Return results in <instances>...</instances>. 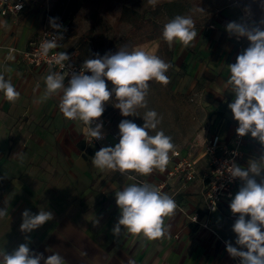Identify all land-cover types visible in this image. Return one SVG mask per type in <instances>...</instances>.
I'll return each mask as SVG.
<instances>
[{"label":"crops","instance_id":"obj_1","mask_svg":"<svg viewBox=\"0 0 264 264\" xmlns=\"http://www.w3.org/2000/svg\"><path fill=\"white\" fill-rule=\"evenodd\" d=\"M163 2L166 6L177 4L196 9L190 17L195 20L197 36L188 46L173 42L170 46L173 62L182 57L197 76L205 69L220 74L215 76L218 78V82L214 81L218 89L215 94L218 100L228 98L232 102L234 94L226 84L230 76L228 65L235 63L249 41L237 40L226 31V25L242 21L244 5L252 8L261 20L264 9L249 4L248 0H157L156 5ZM26 8L18 14H0V71L20 93L18 99L10 102L0 92V209H6V215L0 217V259L5 252L11 253L27 243L32 252L43 253L45 258L59 253L65 264H240L239 258L227 253L225 244L227 241L239 247L232 231L238 218L229 207L232 198L221 202L215 211H209L204 196L209 182L205 142L216 134L230 139L234 124L223 128L197 127L185 146L174 147L183 153L192 150L198 163V176L193 180L182 174L168 175L175 165L172 152L166 168L163 171L156 168L149 175H122L96 168L93 156L86 158L85 150L80 147L82 125L66 119L60 111L62 93L45 99V78L54 71L46 66L30 65L20 55L9 52L10 45L27 48L35 39L28 17H20ZM207 14H212L208 21ZM75 37L70 34L63 42L60 47L63 52L78 49L74 45ZM190 46L196 48V54L187 49ZM121 49H142L157 55L160 38ZM194 55H198L196 63ZM108 87L112 88L111 82ZM101 147H105L104 142ZM261 155L264 146L250 134L246 135L241 167L247 168L251 160ZM144 183L176 202L174 212L164 218L165 235L148 240L123 227L119 234H114L120 216L115 193L131 184ZM241 186L239 180L235 194ZM24 210L33 214L50 210L54 218L25 233L20 230Z\"/></svg>","mask_w":264,"mask_h":264},{"label":"clouds","instance_id":"obj_2","mask_svg":"<svg viewBox=\"0 0 264 264\" xmlns=\"http://www.w3.org/2000/svg\"><path fill=\"white\" fill-rule=\"evenodd\" d=\"M148 2L155 6L157 0ZM22 7V4H17L16 10ZM199 10L204 11L202 8ZM56 19L50 18V24L59 29L61 25L56 23ZM226 31L238 39L249 41V46L237 55L235 63L228 65L230 76L226 84L234 94L228 108L238 123L236 133L240 137L250 134L264 146V20L258 23L232 21L227 23ZM162 36L169 46L175 41L188 46L197 36L193 19L185 15L175 16L164 25ZM59 39L62 35H53L52 39L42 42L41 54L47 56L50 50L56 49ZM95 55L96 58L83 61L78 73L70 74L64 70L67 66L64 62L70 59L68 53H57L55 63L64 71L51 72L46 76L45 99L62 93L59 108L63 116L82 121L86 125L85 134L99 140L102 138L103 123L97 121L103 116L107 102L114 97L118 101L114 107L119 109L120 114L123 117L133 116L137 108H147L148 82L155 80L167 85L169 77L166 73L172 65L142 49H120L114 54ZM69 76L66 85L65 80ZM108 82L112 84L111 89ZM0 92L10 102L20 95L2 74ZM142 119V126L128 119L121 120L118 124L119 142L96 151L93 165L102 171L108 169L122 174L135 172L149 175L156 168L163 171L169 163V153L174 151L172 138L163 131L149 134L150 129H157L161 123L162 118L155 110L147 111ZM261 165H264V155L251 160L247 168L235 162L227 167L231 178L242 182L229 204L232 214L238 216L232 231L236 234L235 245L239 247L225 242L227 253L239 258L240 264H264V167ZM257 177H260L259 182ZM115 201L120 216L113 229L114 234H119L123 227L148 240L165 235L164 218L177 207L171 196L148 183L125 187L115 193ZM5 215L6 209H0V217ZM53 218L50 210H40L36 214L24 210L20 230L31 233ZM41 261L43 264H65L59 253L45 258L43 253L32 252L27 243L20 244L11 253L5 252L0 264H41Z\"/></svg>","mask_w":264,"mask_h":264},{"label":"rangeland","instance_id":"obj_3","mask_svg":"<svg viewBox=\"0 0 264 264\" xmlns=\"http://www.w3.org/2000/svg\"><path fill=\"white\" fill-rule=\"evenodd\" d=\"M26 2L27 8L20 17H28V21L34 29L33 37L36 38L40 30L50 28L60 31L64 36V41L70 34L75 35L74 45L78 47V39L85 36L92 52L99 53L100 56L105 55V51L121 41L128 44L138 40V37H131L132 24L129 21H119V16L127 5L135 3L134 8L137 10L138 18L154 17L163 26L164 21L169 22L177 15L191 16L192 12L196 10L195 7H182L177 4L166 6L163 2L161 3L164 4L163 8L154 14L153 5L149 4L148 0H26ZM248 2L257 8L264 9V0H248ZM244 7H248L261 21L252 8L248 5L242 6V8ZM57 11L67 18L60 24L61 28L54 29L47 18ZM130 17L131 15L128 16V18ZM210 17L212 14H207L205 19L208 21ZM193 21L195 23V20ZM85 47V50L78 47L81 56L87 57V59L96 58L87 53L89 46ZM187 49L196 54L195 47L190 46ZM193 57L196 63L198 55ZM200 59L203 60V58ZM171 65L172 67L166 73L169 77L167 85L155 80L148 82L147 108H137L135 114L129 117H123L119 109L115 107L105 109L108 130L112 134L119 136L118 124L123 119L131 120L142 126L144 123L142 118L149 110H155L162 118L157 129H150L149 134L155 135L156 132L163 131L172 138L175 147L185 146L191 132L197 127L208 129V127L217 125V127L223 128L232 123L234 129L236 128L238 123L230 118L232 116L228 108L230 100L228 98L218 100V95L215 94L218 92L217 85H214V81L218 82V78L215 76L220 74L205 69L203 74L197 76L193 69H188L189 63L184 62L182 57H178V62H173ZM0 74H2L1 71ZM209 131L211 132V128ZM118 142L119 139L111 135L108 141H104V146H115ZM100 148L95 149L98 151ZM87 151L85 149L83 154L86 158H90L92 155ZM116 172L122 174L119 171ZM129 173L141 176L135 172H126L122 175Z\"/></svg>","mask_w":264,"mask_h":264},{"label":"built area","instance_id":"obj_4","mask_svg":"<svg viewBox=\"0 0 264 264\" xmlns=\"http://www.w3.org/2000/svg\"><path fill=\"white\" fill-rule=\"evenodd\" d=\"M17 4L23 5L22 9L19 11L16 10ZM26 6V0H0V14H18L22 12ZM241 15L242 21L259 22L255 14L248 7L242 8ZM53 35H62V39L58 40V47L50 50L47 56L42 55V42L52 39ZM236 39L240 41L243 40V38L238 39L237 37ZM63 42L64 36L60 31L44 28L40 31L38 36L29 43L27 48H19L16 45H10L8 49L10 53L20 55L21 58L30 65L46 66L51 68L54 72L66 70L70 74L72 72L78 73L81 70L83 61L80 59L79 51L76 48L67 51L70 59L64 62L65 65H67L66 69L62 70L60 66L55 63L54 57L56 54L63 52L60 48ZM69 78L70 76L66 78L65 81H68ZM72 121L79 122L82 125V140L85 142L86 147H101L102 143L108 141L111 135L119 139V136L112 134L108 130V120L105 114H103V116L97 121V123H103L102 138L99 140H93L92 137L85 134L84 129L86 125L82 121L78 119ZM92 126L95 127V124ZM237 127L238 125L236 128ZM236 128L230 139H224L216 134L210 137L205 143L204 151L209 164V182L204 196L209 211L216 210L221 202L226 199H231L235 195L239 179L231 178L230 174L227 172V167L233 162L241 166L243 144L245 140V136L240 137L237 135ZM233 153H235V155H233ZM172 157L175 159V165L168 171L169 176L182 174L187 180H193L198 176V163L194 158L192 151L188 150L186 153H183L181 150L175 149L172 152ZM217 171L222 173H218ZM193 218H196V215L193 216Z\"/></svg>","mask_w":264,"mask_h":264},{"label":"trees","instance_id":"obj_5","mask_svg":"<svg viewBox=\"0 0 264 264\" xmlns=\"http://www.w3.org/2000/svg\"><path fill=\"white\" fill-rule=\"evenodd\" d=\"M164 4H157L155 8L153 9V13L157 14L163 8ZM134 6H135V3L125 6L119 16V21L121 22L129 21L133 26L132 31H131V37H138V40L134 42H130L128 44L121 41L117 43L116 45H114L109 50L105 51V54H110L117 49H121V48L128 47V46H133V45L145 42L147 40H151L154 38H160V49L158 50L157 56L160 57L165 62L168 61L170 64H172L173 63V60H172L173 50L162 36L164 26L159 21H157L154 17L138 18L137 10L134 8ZM130 15L131 17L128 18V16ZM50 18H57L56 23L60 25L65 21L67 17L65 15L64 16L60 15V11H57L55 13L50 14L49 18H47L49 20V23H50ZM90 34L91 33L89 32L88 35L90 36ZM87 45L89 46V50L87 53L96 57V55L92 52V49L90 47V44L88 43V40L85 38V36H81L78 39V47L81 50H85L86 49L85 46ZM79 56L82 61L87 60V57L81 56L80 51H79ZM115 102L117 103L118 101L113 97V99L107 102V104L105 105V109L113 108L115 105ZM105 113H106V110L104 111L103 114ZM80 147L84 150L87 149L88 150L87 152L91 154L92 156H94L95 152L97 151L95 148L86 147L85 142L83 140L80 142Z\"/></svg>","mask_w":264,"mask_h":264}]
</instances>
